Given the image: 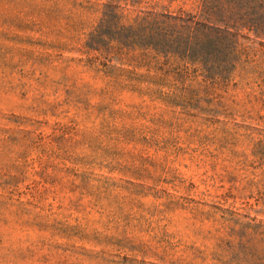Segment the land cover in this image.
<instances>
[{
	"label": "rangeland",
	"instance_id": "rangeland-1",
	"mask_svg": "<svg viewBox=\"0 0 264 264\" xmlns=\"http://www.w3.org/2000/svg\"><path fill=\"white\" fill-rule=\"evenodd\" d=\"M106 2L0 0V264H264V39L211 86L86 48Z\"/></svg>",
	"mask_w": 264,
	"mask_h": 264
},
{
	"label": "trees",
	"instance_id": "trees-1",
	"mask_svg": "<svg viewBox=\"0 0 264 264\" xmlns=\"http://www.w3.org/2000/svg\"><path fill=\"white\" fill-rule=\"evenodd\" d=\"M125 6L126 0L103 4L86 48L105 56L134 51L161 56L185 70L195 68L211 86L228 82L240 40L264 39V0H193L189 9L150 8L129 21Z\"/></svg>",
	"mask_w": 264,
	"mask_h": 264
}]
</instances>
